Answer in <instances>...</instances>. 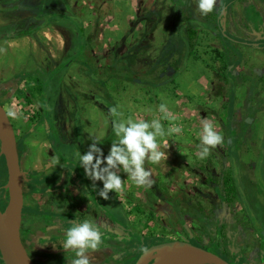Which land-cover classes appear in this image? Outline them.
Instances as JSON below:
<instances>
[{
    "label": "rangeland",
    "instance_id": "rangeland-1",
    "mask_svg": "<svg viewBox=\"0 0 264 264\" xmlns=\"http://www.w3.org/2000/svg\"><path fill=\"white\" fill-rule=\"evenodd\" d=\"M183 1L48 0L57 9L50 5L38 12L40 21L45 25L35 37L0 39L2 76L8 77L18 71L44 66L34 70L31 75L35 78V92L38 95V98L35 96L34 103L25 104L23 91L28 93L33 89L31 80L22 77L15 95L6 99V107L17 111L21 118L13 120L22 128H33L35 125H32L33 121L28 119V115L37 111L39 100L43 106V118L52 126L46 133L48 141L55 143L54 150L66 161L78 160L83 141L79 121L83 120V128L89 130L91 125L87 117L95 123L92 127L97 135L107 132L112 134L110 143L101 146L105 155L110 145L117 140L113 125L121 120L143 118L150 122L158 119L166 132L170 128H180L179 132L159 138L161 150L168 153L166 161L159 164L145 161V168L151 170V179L157 184L156 189L152 186H136L121 170L122 192H114V196L110 192L107 201L98 197L101 205L120 222H124L118 204L116 205L117 198L138 230L169 236L167 229L170 207L160 199L156 191L174 201L182 210H186V204L191 202L199 210H207L209 216L215 215L216 211L213 209H217L221 200L212 187L204 182L207 179L204 166L209 164L215 177H218L229 164L228 170L236 178L234 194L242 201L243 206L254 210L255 214H251L256 218L254 224H257V230H261L259 233L263 234L264 203L261 201L264 197V115L258 113L255 116L256 98L252 95L248 82L241 83L237 79V85L229 87L228 81L222 76V65L217 66L212 53H208L209 49L206 48L213 35H209V39L200 38L201 44L192 54H188L185 48L182 50L185 53L183 60L175 63L181 69L172 82H167L174 73V66L169 62L178 57L177 49L181 46L179 38L185 43L184 24L179 16ZM38 3L39 0L10 3L0 0V34H5L8 30L3 25L36 15ZM22 5L32 9H24ZM194 5V10L201 19L196 2ZM146 14L148 17L143 20L142 17ZM94 16L98 18L95 21L92 19ZM212 18H207V21L211 22ZM84 21H88V28L91 27V30L93 26L108 30L116 27L112 29L115 35H110L112 32L108 31H102L99 35L98 28L94 29V35H85L82 25ZM116 22L118 26L114 25ZM254 22L251 23L252 26L257 25ZM57 23L70 24L72 34H57V28L52 26ZM235 70L237 72L238 68ZM9 92L11 90H8V94ZM90 93H94L103 110L100 111L93 99L87 96ZM59 97L61 111L67 116L64 122L70 118L73 108H76L71 113L72 119L76 121L72 139L61 138L53 127ZM161 104L167 106L166 113L159 111ZM113 108L116 109L115 113L112 112ZM80 116L82 118L77 121ZM202 119L218 125L216 130L221 132L224 139V143L211 150L205 159L198 158ZM236 133L239 140L235 137ZM34 142L38 143V140ZM21 144V139L17 140L19 151ZM237 153L242 163L239 167L236 163ZM80 173L82 175L79 172V176L75 177L68 175L69 181L78 186L82 193L88 191L92 195L91 187H83ZM227 175L230 176L229 173ZM3 184L4 175L0 173V206L4 203V199H1L5 195ZM26 185L24 182L25 187ZM96 186L100 188L102 184ZM256 188L260 196H256ZM136 197L141 200V204L138 203L141 214L135 217L132 213L138 207L134 203ZM240 206V202L233 199L229 205H224L223 210L229 213L240 209ZM175 221L177 220L173 216V222L176 223ZM186 225L192 229L190 219H186ZM254 236L257 239V235Z\"/></svg>",
    "mask_w": 264,
    "mask_h": 264
},
{
    "label": "flooded vegetation",
    "instance_id": "flooded-vegetation-1",
    "mask_svg": "<svg viewBox=\"0 0 264 264\" xmlns=\"http://www.w3.org/2000/svg\"><path fill=\"white\" fill-rule=\"evenodd\" d=\"M20 1L15 0L14 2ZM195 2L184 0L179 11L184 30L192 27L198 31L193 51L201 44L200 38L209 39V35H213L206 48L209 49L208 53H212L213 61H216L217 66L222 65L223 78L228 81L229 87L232 88L237 85V79L241 83L248 82V87L253 91L252 95L254 94L253 96L256 98L254 100V107H257L254 112L255 116L258 113L264 115V0H216L213 13H200L201 19L194 10ZM27 8L30 9L31 7L28 6L24 9ZM151 12L155 14L154 10ZM215 13L218 14L215 26H212L207 18L213 17ZM147 14L150 15V13ZM147 14L142 17L143 20L148 17ZM32 16L35 15L23 19ZM254 21L257 22V25L252 26ZM173 28L174 25L172 24ZM24 36L35 37L36 35ZM185 44L182 50L185 48L187 51L188 42ZM69 47H71V41ZM43 67L37 66L33 70L18 71L8 77L0 74V104L6 112L8 111L6 99L9 100L11 96L15 95V91L21 84L19 80L22 77L31 80L30 85L33 89L32 92L30 91L32 94L22 90L25 94V104L34 103L35 96L38 98V95L35 92V78L31 75L34 70ZM237 68L238 73L235 70ZM241 73L244 74L241 75ZM8 90H11L10 94H8ZM91 94L93 93L87 96L92 99ZM60 97L56 103V117L53 127L61 138L72 139L76 121L72 119L71 113L75 112L76 108H73L69 115L70 118L64 122L67 116L61 111ZM20 118L18 117L17 120ZM81 118L82 116L76 120ZM28 119H32V125L35 127L24 129L18 122L9 118L14 129L16 144L17 140L20 139L22 143L20 151L17 147L19 164L23 173L24 195L21 239L28 255L36 264H69V260L75 254L64 251L60 241L64 238L65 229L71 227L75 221L85 219L92 221L102 234L101 246L97 250L87 253L90 264H134L144 250L163 242L165 239L187 241L217 254L230 264H264L262 262L264 259V233H259L261 230H257V224H254L256 219L252 216L255 214L254 210L249 206H243L238 196L227 194L229 190L227 187L228 177L236 185L234 174L228 170L229 164L227 168H223L218 177H215V172L210 169L209 164L204 166L207 177L204 182L212 187L221 200L217 209H213L216 211L215 215L209 216L207 210L201 211L191 202L186 204V210H182V208L177 207L174 201L164 197L161 193L159 195V191H156L160 199L170 207L167 229L170 235H160L154 231L141 232L132 223L129 213L123 209L121 202L116 197V205L118 204L124 222H120L101 205L96 190H93L92 182L84 175L79 164V157L87 151L89 143L98 139L100 146H106L110 143L112 134L107 132L104 135H97L92 127L95 123L88 117L86 119L91 125L89 130L83 128V120L79 121L83 132V141L78 160L66 161L54 150L55 143L48 141L46 133L51 130L52 126L44 120L43 106L39 100L37 111L31 112ZM104 139L105 142H103ZM35 140H38V143H35ZM239 162L240 159L238 161L240 165L241 162ZM4 167L3 157L0 156L1 174L4 172ZM79 172H82L80 175L83 187H91L92 195L88 191L82 193L78 186L69 181L68 175L69 177L79 176ZM228 173L231 177L227 175ZM239 174L238 172V176ZM24 182L27 184L26 187ZM96 184L100 185L101 183L97 181ZM151 186L156 189V182H153ZM256 196H260V193L257 192ZM262 198L263 200L260 201L264 203V197ZM233 199L240 202V209L229 213L225 212L223 210L224 205H229ZM134 203L135 206H138L132 213L136 217L141 214L139 207L141 200L136 197ZM173 216L177 220L176 223L173 222ZM186 219L191 220L192 229L187 227ZM254 234L257 235V239L254 238ZM152 262L153 259L149 257L147 264Z\"/></svg>",
    "mask_w": 264,
    "mask_h": 264
},
{
    "label": "clouds",
    "instance_id": "clouds-1",
    "mask_svg": "<svg viewBox=\"0 0 264 264\" xmlns=\"http://www.w3.org/2000/svg\"><path fill=\"white\" fill-rule=\"evenodd\" d=\"M196 4L201 14H208L213 11L216 0H196ZM159 111L166 113L167 106L159 105ZM112 112L115 113L116 109L113 108ZM6 116L16 119L18 113L9 108ZM217 127L218 125L213 121L202 119L199 159L207 158L211 150L224 143L221 132L216 130ZM180 130V128H170L166 132L158 119L150 122L143 118L121 120L113 125L117 140L110 145L107 154H104L99 140L94 139L89 143L87 151L80 155V167L84 175L92 182L93 190L98 189L96 195L105 201L110 198V192H122L123 180L119 174L121 170L136 186L151 187L152 172L145 168V161L148 160L152 164L166 161L168 153L161 150L162 145L159 138ZM97 181L102 184V187L97 188ZM60 242L64 251L75 254L69 260V264H90L87 253L101 246L102 234L92 221L77 220L72 223L71 227L65 229L64 238Z\"/></svg>",
    "mask_w": 264,
    "mask_h": 264
},
{
    "label": "water",
    "instance_id": "water-1",
    "mask_svg": "<svg viewBox=\"0 0 264 264\" xmlns=\"http://www.w3.org/2000/svg\"><path fill=\"white\" fill-rule=\"evenodd\" d=\"M4 107L0 104V156L6 168L7 200L0 210L1 264H36L21 239L24 204L23 173L19 164L16 137ZM230 264L217 254L184 240L165 239L144 250L134 264ZM264 263V259L262 260Z\"/></svg>",
    "mask_w": 264,
    "mask_h": 264
},
{
    "label": "trees",
    "instance_id": "trees-1",
    "mask_svg": "<svg viewBox=\"0 0 264 264\" xmlns=\"http://www.w3.org/2000/svg\"><path fill=\"white\" fill-rule=\"evenodd\" d=\"M3 2H6V3H10V2H14L15 0H2ZM46 0H39V3L37 4L36 6V15L35 16H32V17H29V18H26V19H23L19 22H13V23H8L6 25H3V26H6L7 27V31L5 32V34H0V39H3V38H6V39H10V38H18L20 36H24V35H35V33L42 27L44 26L45 24L42 22V20L40 21L41 17H39L38 15V12L42 11L43 7L47 6L49 7L52 2H48V0L45 2ZM53 1V0H52ZM55 2V1H54ZM63 6L65 5L64 3H62ZM67 4V2H66ZM68 5V4H67ZM53 6L54 9H57L56 6L54 5H51ZM66 6V5H65ZM23 8H26L28 7L27 5H22ZM60 7V6H59ZM58 7V8H59ZM218 13H215V15L213 16V18L211 19V25L212 26H215V22H216V16H217ZM59 24V23H57ZM67 24V23H64V25ZM70 26V24H69ZM71 28V26H70ZM184 30V29H183ZM185 31V43L188 42V54H192V51H193V48L195 46V40L197 38V29L196 28H192L191 29L189 28L188 30H184ZM179 41H180V44L181 46L178 47L177 49V53H178V57L175 61H170L169 64H173L174 66V75L171 76V78L169 79V82L173 80V77L179 73L180 69H181V66L180 65H176L175 63H180L181 60H183V56L185 55L184 52H182V48L185 47V43L179 38ZM177 45V44H176ZM177 48V46H176ZM187 56V55H186ZM171 57V56H170ZM161 58H166V57H161ZM167 63V65H169ZM92 97V99L94 100L95 104L103 110V106L101 104H99L98 100H96V96L93 94L90 95ZM235 137L236 139L239 140V135L238 133L235 134ZM237 141V140H236ZM103 142H105V139L103 140ZM237 144H239L237 142ZM236 163L237 165L238 164V161H239V157L237 155V158H236ZM240 163V162H239ZM241 164V163H240ZM2 176L4 175V184H3V188L5 189V183H6V172H5V167H4V172L1 174ZM231 177V176H230ZM233 179V178H231ZM230 180L229 177L227 179V187H229V190H228V193L227 194H230L231 196H234L236 194H234V189H236V185H234V182L233 181H228ZM237 196V195H236ZM2 198L1 199H4V203L6 204V200H7V192H6V189H5V195H4V198L3 196H1ZM4 203L0 206V210L2 211L5 207ZM0 264H1V261H0Z\"/></svg>",
    "mask_w": 264,
    "mask_h": 264
},
{
    "label": "crops",
    "instance_id": "crops-1",
    "mask_svg": "<svg viewBox=\"0 0 264 264\" xmlns=\"http://www.w3.org/2000/svg\"><path fill=\"white\" fill-rule=\"evenodd\" d=\"M116 5V4H115ZM213 8H215V5H214V7ZM92 19H94V21L96 20V19H98L97 18V16H94ZM200 21V20H199ZM99 24H101V22L100 21H97ZM107 23V21L105 22V24ZM93 24V23H92ZM200 24V23H199ZM83 27H84V32H85V34H87V35H94L95 33H94V29H97L98 28V31H97V33L100 35V33L103 31H105V33H106V31H108V32H112L114 29L113 28H116V27H112V29H110V30H108L107 28H102V27H100L99 28V26L98 27H94L93 25V27H92V30H91V27L90 28H88V25H89V23H88V21H84L83 22ZM115 26L117 25L118 26V23L116 22L115 24H114ZM52 26H55V28H57V34L58 33H65V32H69L70 34H72L71 33V30H70V26H69V24H56V25H52ZM120 26V25H119ZM59 29V30H58ZM38 32V31H37ZM37 32H36V34H37ZM104 33V34H105ZM115 32H112L110 35H115L114 34ZM35 34V35H36ZM107 35V34H106Z\"/></svg>",
    "mask_w": 264,
    "mask_h": 264
}]
</instances>
